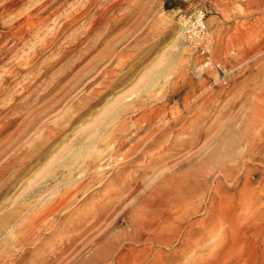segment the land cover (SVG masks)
Segmentation results:
<instances>
[{"label":"rangeland","instance_id":"1","mask_svg":"<svg viewBox=\"0 0 264 264\" xmlns=\"http://www.w3.org/2000/svg\"><path fill=\"white\" fill-rule=\"evenodd\" d=\"M85 1L68 0L39 25L34 9L44 0H0V35H8L1 45L14 47L13 52H0V264L72 263L63 261L69 249L68 232H77L68 227L97 207L106 187L86 202L81 193L71 203H60L59 196L76 184L94 152L110 149L119 134L114 128L122 121L165 105L164 120L171 125L172 111L185 115L191 108L178 128L202 100L196 110L205 105L203 125L218 122V126L214 124L199 145L207 141L201 156L216 148L224 159L230 148L239 149L225 138L229 110L251 83L264 77V0H93L91 19L97 27L83 40L89 28L83 18L75 27L61 29L67 16L83 8ZM5 8L8 12L2 15ZM197 13L205 25L199 37L192 35ZM26 14L31 18L19 27L21 33L13 25ZM104 20L108 27L101 25ZM254 48L259 51L253 52ZM219 126L222 140L210 144ZM159 148L146 142L134 154L124 151L130 156L106 169L103 186L113 177L143 170ZM201 156L196 161H202ZM237 163L240 166V160ZM255 167L256 163H248L236 173L239 188L247 169ZM257 168L264 171V165ZM155 175L152 169L145 170L142 187ZM251 177V191L223 198L218 233L207 235L182 256L174 253L179 246L174 242L163 249L170 259L182 264H264V172ZM99 183L87 181L88 196L102 189ZM224 185L230 189L229 183ZM126 199L125 204L133 203L131 197ZM118 226L123 228L124 222L119 220ZM25 237L31 242L23 247ZM85 249L80 258L88 255Z\"/></svg>","mask_w":264,"mask_h":264},{"label":"bare ground","instance_id":"2","mask_svg":"<svg viewBox=\"0 0 264 264\" xmlns=\"http://www.w3.org/2000/svg\"><path fill=\"white\" fill-rule=\"evenodd\" d=\"M67 1L68 0H44V3H40L41 5L38 6V8H36V6L34 10L38 13H35V17L39 21V25H42L47 19V15H52L56 11V7L60 8L64 6ZM92 3L93 0H86L85 5L82 4L83 8L75 9L77 8L75 7L74 12L72 13V10V14L67 16L69 18H66L63 24L64 26L61 25V30L67 31L75 27L78 20L83 18V22L88 24L89 28L82 39L88 40L92 30L97 27L96 23L91 19ZM7 12L8 9H3L2 15ZM24 12L25 11H23V13ZM26 15L28 16V14ZM30 18L31 16L29 15L26 18L17 20L15 25H13L14 29L19 30V27ZM108 22V20H104L101 25L103 27H108ZM193 24H195V26L192 35L196 37L204 35L205 25L201 13H197L193 20ZM55 27L56 26H54V28ZM189 27L191 26L188 22L185 24L184 28L186 33ZM19 31L21 32V30ZM6 37L8 38V35L5 33L0 35V52H13L14 47L1 45L5 44L3 41ZM74 38H77V36ZM79 42L82 43V40H79ZM252 50L255 52L258 49L254 48ZM259 63H261V60H258V64ZM263 83L264 77H261L258 81L256 80L254 84L251 83V87L243 91L242 94L235 99L236 102L232 104L229 110L230 114L223 128L227 132L225 138L228 137V140L232 141L239 149L230 148L225 155L227 157L224 159H222L219 149L215 150L216 148H214L209 155H205V158L201 156V150H204L203 148L207 146V141L203 145H199L204 142L203 140L206 135L209 134L208 132L214 129V124L218 126V122L212 125L209 124V127L203 125L205 105L199 110H196L198 104L204 103L202 100L194 106L195 112L192 116L188 117L185 122H182L181 126L178 128L175 127L181 123L186 114L191 113V108H186L187 112L185 111V115H181L176 109H173L174 111L171 112V115H173L171 125L166 124L164 120L165 114L167 113L165 105L154 108L151 107L134 120L126 121L125 119L120 124L118 123L119 125L114 128V133L119 134L114 138L110 149L108 148V151L105 150L106 152H103L104 150L102 152L96 151L94 155L92 153L93 156L90 162L87 163V166L85 165L83 167L80 176H77L80 178L76 181V184L70 188L71 190L62 193L66 191L63 190L61 192L62 194L60 196L58 195L60 197V203H62V201H69L71 203L77 195L81 193L86 202L89 198L99 194L100 191L104 190L106 187V192L101 194L97 207L94 209L89 208L84 215L80 216L79 219L68 227V230L71 232L73 230L77 231L76 234L70 235V232L66 229L69 233L67 234L70 236L69 246H67L69 249L68 251L66 250L67 247L64 249V251L66 250L67 256L63 261L68 260L69 263L72 262L71 264H182L179 261L180 259H170L165 250L176 242L179 246L174 253L182 256L185 255L186 251L191 246L194 247L203 243L207 235L215 234V231H217L220 226V222H222L221 207L225 205V203H223V198L227 195L231 196V194L233 196L236 194H245L244 192L246 190L251 191V176L255 173H261V171L264 172L257 168L264 165ZM89 86V84L86 85V88ZM186 133L191 134L192 137L186 139L178 138V136ZM221 133V127L219 126L211 136L209 141L210 144L222 140ZM166 136H168L167 139L164 138ZM146 142H149V146L158 144L160 148L149 157L148 164L143 167V170L137 169L135 171L136 173L132 176L122 175L119 177L118 175L117 177H113L106 186H103V180L104 177H106V169L110 167V165L120 164L124 158L130 156L125 155L124 151L126 154H134L138 152ZM232 142H230V146ZM200 156L203 160L196 161L197 157L199 158ZM138 158V155L135 157L133 156L130 160L131 164L129 165L134 166L133 164ZM239 160L241 163L240 166L239 163H237ZM248 163H256L257 167L252 170L247 169L245 181L243 180L244 183H242V187L239 188L241 179L236 176V173L242 169V167H246ZM149 169L155 171L156 175L154 179H151L153 181L147 182L148 185L142 187L141 177L145 170L149 171ZM122 171L124 172L125 168ZM95 174L97 175L96 179H98V182L102 183V186H100L102 189L88 196L87 189L90 186L86 188L88 185L87 181L88 183L89 180L96 183V179L93 180L92 178ZM88 177L92 178V180H88ZM227 183L231 185L230 189L226 188L227 186L225 187L224 184ZM229 191H232V193L229 194ZM126 197L134 199L132 201L133 203L125 204V200H129L126 199ZM231 203L228 207L229 210ZM60 205L62 206V204ZM60 205L58 206L60 207ZM198 215L201 217L197 219L196 217ZM91 217L93 219L88 224H84V222H87V219ZM229 217L228 220L232 219ZM119 220L124 222L123 228H118ZM233 221L234 220H230L231 223H233ZM27 233L28 232H26V234ZM67 239L68 238H66V240ZM25 240L26 237L22 242L24 243L23 247H25V245L27 246L29 241L31 242V239L29 241ZM30 242L28 244H30ZM86 247H88V255L80 258L79 255ZM60 252L62 253V250ZM61 253L59 254L61 255ZM63 255H65V253Z\"/></svg>","mask_w":264,"mask_h":264}]
</instances>
